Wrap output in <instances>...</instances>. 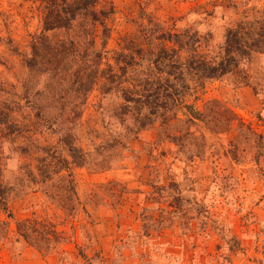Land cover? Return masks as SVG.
I'll list each match as a JSON object with an SVG mask.
<instances>
[{
    "label": "rangeland",
    "instance_id": "374dc122",
    "mask_svg": "<svg viewBox=\"0 0 264 264\" xmlns=\"http://www.w3.org/2000/svg\"><path fill=\"white\" fill-rule=\"evenodd\" d=\"M45 4L0 0V264H264V53L178 69L217 63L264 0H100L102 62L88 20L44 30Z\"/></svg>",
    "mask_w": 264,
    "mask_h": 264
},
{
    "label": "trees",
    "instance_id": "16d2710c",
    "mask_svg": "<svg viewBox=\"0 0 264 264\" xmlns=\"http://www.w3.org/2000/svg\"><path fill=\"white\" fill-rule=\"evenodd\" d=\"M100 0H46L45 13L43 18L44 30L63 29L65 31L73 30L74 22L78 18L88 20L90 28L83 23V39L87 40V44L92 47L102 62L103 53L100 52L97 46V37L102 39L103 51L106 48L107 41H104L105 36L109 33L110 28L106 22L107 14L111 10H97L96 4ZM171 34H169L170 36ZM180 37L178 43L181 48L183 45H188L189 40L183 38L184 34H175ZM169 40L170 38H165ZM73 44V41L70 42ZM175 51V49H171ZM170 52V49L165 50V53ZM264 53V18L256 21H240L235 27L228 28L223 46V56L217 63L204 59L203 56L194 53V60L190 66L180 62L178 69L180 77L185 78L186 72L191 69L198 74V79H207L222 76L230 72L234 67L238 66L240 58H250L254 54ZM166 56H163L165 58ZM201 85V83H199ZM189 113L195 118L201 117V112L194 109L191 105H185ZM12 213L9 210L8 203L5 197V189L0 182V212ZM33 221L26 219L17 221V230L27 242L41 246L39 241L50 243L52 238L50 233H46L33 225ZM7 234V222L0 219V238ZM60 238V237H59Z\"/></svg>",
    "mask_w": 264,
    "mask_h": 264
}]
</instances>
